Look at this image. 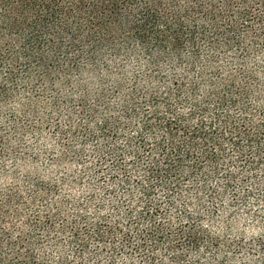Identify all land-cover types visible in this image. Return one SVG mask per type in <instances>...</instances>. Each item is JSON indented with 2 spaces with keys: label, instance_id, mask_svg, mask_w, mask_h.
Returning a JSON list of instances; mask_svg holds the SVG:
<instances>
[{
  "label": "trees",
  "instance_id": "1",
  "mask_svg": "<svg viewBox=\"0 0 264 264\" xmlns=\"http://www.w3.org/2000/svg\"><path fill=\"white\" fill-rule=\"evenodd\" d=\"M0 264H264V0H0Z\"/></svg>",
  "mask_w": 264,
  "mask_h": 264
},
{
  "label": "rangeland",
  "instance_id": "2",
  "mask_svg": "<svg viewBox=\"0 0 264 264\" xmlns=\"http://www.w3.org/2000/svg\"><path fill=\"white\" fill-rule=\"evenodd\" d=\"M41 142L44 146V149L45 148H48V149L52 148V146L54 144V140H53V138L50 137V134H48L46 137L43 136V139ZM45 162H46V157L41 158V161L37 164V167H35L31 162H21L18 166V170H19L18 174L22 175V174L30 173L31 171H34L33 169H35V168L37 170L43 169L44 166H47V163H45ZM20 178H22V176Z\"/></svg>",
  "mask_w": 264,
  "mask_h": 264
}]
</instances>
